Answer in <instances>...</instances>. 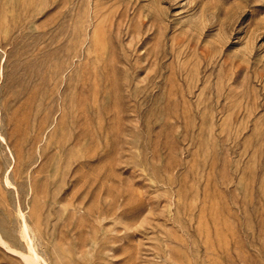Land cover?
I'll return each instance as SVG.
<instances>
[{
    "label": "rangeland",
    "instance_id": "1",
    "mask_svg": "<svg viewBox=\"0 0 264 264\" xmlns=\"http://www.w3.org/2000/svg\"><path fill=\"white\" fill-rule=\"evenodd\" d=\"M24 220L49 264H264V0H0V233L26 253Z\"/></svg>",
    "mask_w": 264,
    "mask_h": 264
},
{
    "label": "bare ground",
    "instance_id": "2",
    "mask_svg": "<svg viewBox=\"0 0 264 264\" xmlns=\"http://www.w3.org/2000/svg\"><path fill=\"white\" fill-rule=\"evenodd\" d=\"M25 218V217H24ZM30 225L26 223V220H24V225H23V238L26 240L27 243V252H20L18 250L13 249L11 246H9L8 242H6L3 237L1 236L2 234L0 233V244L4 245L6 248H8L11 252L18 254L23 262L25 264H49L37 251L34 245V240L32 239V236L30 235ZM34 231V230H32ZM31 231V232H32Z\"/></svg>",
    "mask_w": 264,
    "mask_h": 264
}]
</instances>
